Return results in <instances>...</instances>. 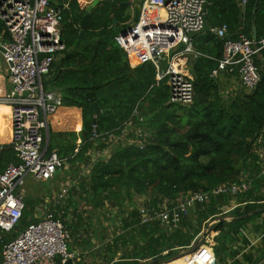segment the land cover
Returning a JSON list of instances; mask_svg holds the SVG:
<instances>
[{
	"label": "trees",
	"instance_id": "1",
	"mask_svg": "<svg viewBox=\"0 0 264 264\" xmlns=\"http://www.w3.org/2000/svg\"><path fill=\"white\" fill-rule=\"evenodd\" d=\"M130 1L101 0L90 13L85 35L80 38L86 9H81L77 0H50L52 6L62 9L66 50L42 77L43 88L59 93L63 107L81 112L82 131L79 136L58 133L49 125L48 153L57 152L68 163L90 168L80 186L87 203L95 209L107 203L123 206L129 221L124 227L139 226L143 244L133 248L135 254L130 261L114 264L171 261L180 251L189 249L203 226L213 221H217L211 227V232L217 233L212 247L217 264H235L237 234L260 216L254 213L257 207H264H255L264 201V152H260L264 149V55L257 61V87L247 91L241 86L226 93L221 81L212 78L225 40L214 31L198 35L192 40L196 54L187 61L195 88L193 102L189 106L172 103L166 81L157 82L155 66L146 62L132 67L128 54L116 43L121 31L132 25L133 14L127 5ZM207 7L210 27L215 30L226 25L227 39L238 40L245 34L253 40L254 26L257 41L264 38V0H248L245 9L240 0H208ZM7 38L0 19V41ZM95 103L102 110L98 115ZM132 129L134 132H130ZM6 130L0 128L3 142L9 140ZM112 136L119 140H112ZM107 150L109 157L99 156L94 161L93 152L101 155ZM18 164L12 146L3 145L0 172ZM243 177L252 180L248 192L236 197L217 195L208 203L197 204L189 212L191 217L176 227L159 219L142 224L140 209L132 200L134 195H149L146 207L160 210L191 193L211 192ZM234 200L240 206L223 214ZM25 203L20 225L13 232H0V262L4 245L39 222L32 199L25 198ZM229 215L235 217L231 222L226 221ZM60 217L68 229L70 216L65 212ZM57 263L62 264L61 258Z\"/></svg>",
	"mask_w": 264,
	"mask_h": 264
},
{
	"label": "built area",
	"instance_id": "2",
	"mask_svg": "<svg viewBox=\"0 0 264 264\" xmlns=\"http://www.w3.org/2000/svg\"><path fill=\"white\" fill-rule=\"evenodd\" d=\"M93 1L77 0L83 10ZM207 3L208 0H143L139 20L126 29L125 36L120 33L116 37L131 66L151 62L157 71V82L165 80L171 102L181 106H189L194 99L193 78L187 65L188 57L196 54L190 34L203 29ZM247 3L248 0H240L242 9ZM156 9L161 12L155 13ZM0 19L8 36L1 39L0 52L11 85L9 91L0 92V106L10 107V145L20 160V164L9 165L0 172V231L10 233L20 225L26 209L27 179L50 181L67 164L57 152L48 153L49 120L63 107L62 97L57 92L45 91L42 83V77L66 50V44L62 38V9L52 6L50 0H2ZM213 31L225 43L212 78L221 81L224 75H236L244 89L254 90L260 82L257 61L264 55V38L255 42L240 34L238 40L227 39L226 25ZM3 145L0 137V151ZM261 175H264V161ZM251 187L252 180L243 177L211 192L181 197L172 207L165 204L160 210L139 208L141 223L159 219L176 227L197 204L208 203L217 195L236 197ZM64 194L62 191L43 219L4 245L0 264H58V258L64 264L75 258L68 248L71 234L60 217L64 213L56 210ZM214 223L209 222L203 228L189 253L182 257L183 264H217L212 248L217 235L211 232ZM205 237H209L207 241Z\"/></svg>",
	"mask_w": 264,
	"mask_h": 264
},
{
	"label": "crops",
	"instance_id": "3",
	"mask_svg": "<svg viewBox=\"0 0 264 264\" xmlns=\"http://www.w3.org/2000/svg\"><path fill=\"white\" fill-rule=\"evenodd\" d=\"M132 1L134 2V4H141L142 2V0ZM130 10L132 11V14L134 16V8L130 7ZM159 12H161V10H155V13ZM133 23L134 21L132 18V24ZM258 61H261V59L259 58ZM221 85L223 87V91L226 93H232L241 88L238 76L224 75L221 78ZM10 88L11 86L9 82L8 69L4 63L2 53L0 52V92H7L10 90ZM69 116L74 117L76 123L80 124L77 129L81 131V112L76 109H68L62 107L53 117H50L49 124L54 127L55 132L60 133L58 131V128L60 127V122L64 121V119H67ZM51 118L53 119L51 120ZM4 119V121L7 120L9 126V140L8 142L4 143L10 144L11 129L10 123L8 121V116L4 117ZM56 121H59V123H57ZM55 123H57V125H55ZM77 136H79V133H77ZM80 143L81 139L78 137L77 145H79ZM75 165H77L78 167L82 166L79 163L71 164L67 162L65 168L58 170L55 177L47 182H38L30 177L31 179L28 180L25 185L26 188H24V193L27 188L28 192L36 193L40 190H44V192L46 191L49 193H53L54 195H47L45 199V203L50 201L53 203V200H58L59 195L62 194V191H64L63 187L60 188V184H62V181L66 177L71 178L70 175L73 173L72 167H75ZM70 166L71 169H69ZM83 167L84 166H82V168ZM56 190H59V193L57 195L56 193H54ZM261 193L264 196V184L261 187ZM261 205L264 206V201L261 203H257L255 207ZM48 206V204L45 205L46 210L49 209L47 208ZM239 206L240 205L238 204L237 200H234L231 202V205L229 207L224 208L223 214H230L232 211H235L236 208H238ZM94 210H99V213H103L105 211L104 214H101L99 216L101 217V220H99L98 217L92 218L91 214H88V218L86 214V217L88 219H84V222L86 223L85 225L82 224V220H78V222L76 220V222L72 220L71 224L68 225V229L72 238V246L71 249L69 248V251L75 255V258L72 259L73 264H114L117 262L130 261L131 259H129V257H131L132 254H135L133 248L136 245L143 244L140 239L139 226H131L129 228L124 227V224L126 222L129 223V221L126 220V218L128 217V213L125 211V208L122 212L123 214H121V211L118 212L117 208H111L107 203L106 207H104L103 210L99 208H94L93 211ZM254 213H260V216L255 217L248 223H246L244 227L240 229L239 233L236 236V244L234 247V250L236 251V256L233 259V262L235 264H264V207H257V211H255ZM115 216L119 219L115 220ZM234 218L235 217L233 215H229V217L226 218V221L231 222L234 220ZM214 222L216 223L217 221ZM117 226H121L122 229L125 231L121 236L118 237L117 235L116 237L118 238L113 236L115 228ZM214 238L213 245L215 244ZM183 255L184 253L182 254L181 251L179 255H176L171 261H168L164 264H183L181 263ZM150 261L151 263L154 262L151 259H148L142 261V263Z\"/></svg>",
	"mask_w": 264,
	"mask_h": 264
},
{
	"label": "rangeland",
	"instance_id": "4",
	"mask_svg": "<svg viewBox=\"0 0 264 264\" xmlns=\"http://www.w3.org/2000/svg\"><path fill=\"white\" fill-rule=\"evenodd\" d=\"M52 119L53 118H51V120ZM57 123H59V121ZM57 123H55V125H57ZM2 124H3V126H2L3 128L4 127L7 128L6 131L8 133L9 126H8L7 120L6 121H2ZM76 124L77 123H76L75 118L69 116L67 119H64V121L60 122V127H59L60 129L58 128V131L60 133H64V134H68V133H70V134L71 133H74V134L75 133L76 134L79 133L80 134V132L82 131V128H81V131H79L77 129V127L80 124L78 123L77 126H76ZM52 128H53V126H52ZM130 132H134V129H132ZM128 142H130V141H128ZM128 142H127V144H128ZM136 143H138V142H136ZM109 155L110 154L108 153V151L101 152V155H100V153L95 151V152L92 153V158L95 159L94 161H96L99 158V156L103 157V158H107V157H109ZM82 166H84V167L82 168ZM82 166H79V167L77 165H75V167L73 166L72 167L73 168V173L70 175L71 178L66 177L62 181V184H60V188L63 187V189L65 191V194H64V198L60 199L62 201L61 202L62 204L59 205V207H57L56 210L61 211V213H65V212L68 213V215L70 216L68 218L69 224H71L72 220L73 221L76 220L78 222L79 218H81L82 221H83L82 224L85 225L86 223L84 222V219H88L89 218L88 214H91L92 218H95V217L97 218L98 217L99 220H101V217H99V216L101 214L105 213V211L103 213H99V210H94L93 211L94 207L91 204L87 203L85 201V199H84L85 196L83 195V192H82V189H81L80 186H81L82 182L85 180L86 176L89 175L90 168H87L85 165H82ZM69 169H71V166L69 167ZM30 179L31 178H28L26 183ZM24 188H26V186ZM54 193H56V195H57L59 193V190H56ZM51 194H53V193H49V192H46V191L44 192V190H40V191H38L36 193L35 192H28V188L25 191V195H26L25 198H31L33 204L35 205L34 208H35V212L37 214V217L39 218V221L46 216V214H47L49 209L50 210L53 209V206H54V203L56 202V200H53V206H52V202L51 201H50V203L49 202L45 203V199H46L47 195H51ZM132 200H133V204H134L135 208H143V207H146L148 202L151 200V196H149V195H147V196L146 195H144V196L143 195L142 196L134 195ZM48 203H49V206L47 208H49V209L46 210L45 205H47ZM128 203L129 202H126V204H128ZM108 204H109V206L111 208H115V209L117 208L118 212L121 211V214H123L122 212L124 211L125 207L120 206V205H116L115 203H108ZM99 209L103 210V208H99ZM86 214H87L88 218L86 217ZM62 215L63 214H61V216ZM190 217H191V213H189L187 218H190ZM114 219L117 220L119 218L115 216ZM94 226H98V225H94ZM204 227H206V226H203V228ZM124 232L125 231L122 229L121 226H117L115 228V232H114L113 236L116 237L118 235V237H119ZM118 237H116V238H118ZM208 238L205 237L204 240L207 241ZM71 241H72V238L69 240V243H68V248H70V249H71V246H72L71 245ZM189 251H190V249H184L182 251V254L184 253L183 256L185 257L189 253Z\"/></svg>",
	"mask_w": 264,
	"mask_h": 264
},
{
	"label": "water",
	"instance_id": "5",
	"mask_svg": "<svg viewBox=\"0 0 264 264\" xmlns=\"http://www.w3.org/2000/svg\"><path fill=\"white\" fill-rule=\"evenodd\" d=\"M101 2V0H94L91 4H89L86 8V15L85 17L82 19L81 21V34H80V38H82L85 35V31L86 28L88 26V22H89V17H90V13L94 10V8ZM142 3L143 0L141 2V4H134V2L131 0L130 2L127 3V5L129 7H133L134 8V16H133V21L137 22L139 20L140 14H141V8H142ZM207 9L208 7H205V25L203 27V29L199 32L196 33H191L190 37L193 40L195 37H197L200 34H205V33H210L212 32V28L210 27L209 23H208V15H207ZM116 23V21H115ZM121 34L123 36L126 35V29L121 31ZM253 40L256 42L257 41V30L256 27L254 26V30H253ZM10 74V73H9ZM94 108H95V112L96 114H100L101 113V108L98 106V104H94ZM94 125H96V120L94 122ZM156 261L152 262L151 264H154ZM64 264H73L72 259L67 260Z\"/></svg>",
	"mask_w": 264,
	"mask_h": 264
},
{
	"label": "bare ground",
	"instance_id": "6",
	"mask_svg": "<svg viewBox=\"0 0 264 264\" xmlns=\"http://www.w3.org/2000/svg\"><path fill=\"white\" fill-rule=\"evenodd\" d=\"M6 116H8V121L10 123V129H11V113H10V107L5 106V105H2V106H0V128L3 126L2 121L5 120L4 117H6Z\"/></svg>",
	"mask_w": 264,
	"mask_h": 264
}]
</instances>
